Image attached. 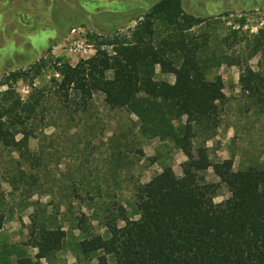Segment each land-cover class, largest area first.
<instances>
[{"label": "trees", "instance_id": "obj_1", "mask_svg": "<svg viewBox=\"0 0 264 264\" xmlns=\"http://www.w3.org/2000/svg\"><path fill=\"white\" fill-rule=\"evenodd\" d=\"M200 24L185 13L181 0H161L128 33L92 34L96 53L89 59L72 65L44 54L0 77V146L21 159L19 174H11L8 183L31 187L41 180L31 140L37 138V124L47 119L50 97L73 119L80 113L89 118L99 96L106 109L126 113L143 139L172 140L187 157L182 176L168 166L137 184L139 217L131 218L120 206L123 224L111 227L108 237L82 241L86 259L79 264H95L90 256L97 257L96 264H111L110 258L115 264H264V160L236 170L233 158L213 162L207 146L218 133L227 99L222 78L209 79L213 69L238 65L241 91L264 110V67L254 70L249 64L254 56H264V30L248 40V56L231 57L209 39L195 37L193 29ZM158 69L172 74L174 83L163 87ZM51 71L43 85H36ZM21 80L31 82L26 98L17 88ZM182 117L186 120L178 125ZM117 143L121 161L133 149ZM137 153L144 155L141 149ZM211 168L219 183L204 182ZM221 185L231 196L217 203ZM4 223L1 214L0 229ZM27 228L25 245L37 252L34 258L19 255L15 264H42L63 249L68 236L65 223L51 215L31 214ZM3 264H11L5 255Z\"/></svg>", "mask_w": 264, "mask_h": 264}, {"label": "rangeland", "instance_id": "obj_2", "mask_svg": "<svg viewBox=\"0 0 264 264\" xmlns=\"http://www.w3.org/2000/svg\"><path fill=\"white\" fill-rule=\"evenodd\" d=\"M159 1L0 0V77L8 70L29 66L44 54L72 65L89 59L96 53L92 34L128 33ZM181 4L185 13L202 22L193 29L195 37L209 39L214 49L231 57L248 56V40L264 30V0H181ZM263 62V54H258L249 64L259 70ZM48 73L36 85H43L52 71ZM240 74L238 65L223 64L209 75V79L222 78L227 96L218 133L207 142L210 157L213 162L233 158L236 170L264 160V110L243 94ZM156 78L163 87L175 81L172 74L159 69ZM17 88L26 98L31 82L21 80ZM45 103L49 114L37 124V138L31 140L33 151L38 152L35 167L41 174L37 185L8 183L11 174H19L21 159L0 146V215H5L0 229V264L4 255L11 264L21 254L34 258L37 250L25 245L33 213L41 219L49 215L60 219L68 233L63 249L42 264H79L86 259L80 249L82 241L97 234L108 237L111 227L123 224L120 206L131 218L139 217L134 212L137 184L149 182L168 166L183 175L187 157L172 140L143 139L126 113L106 109L99 96L89 118L80 113L71 119L61 113L55 97ZM185 120L182 117L176 123ZM117 141L133 149L121 161H117ZM203 177L205 183L220 182L212 168ZM230 196L221 185L215 202ZM89 258L97 263L96 256ZM110 262L115 264L112 258Z\"/></svg>", "mask_w": 264, "mask_h": 264}]
</instances>
